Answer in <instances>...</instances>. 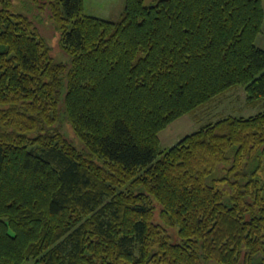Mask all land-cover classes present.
<instances>
[{"label":"trees","instance_id":"trees-1","mask_svg":"<svg viewBox=\"0 0 264 264\" xmlns=\"http://www.w3.org/2000/svg\"><path fill=\"white\" fill-rule=\"evenodd\" d=\"M30 1L71 62L0 0V264H264V110L159 136L238 84L263 100L264 0Z\"/></svg>","mask_w":264,"mask_h":264},{"label":"rangeland","instance_id":"rangeland-1","mask_svg":"<svg viewBox=\"0 0 264 264\" xmlns=\"http://www.w3.org/2000/svg\"><path fill=\"white\" fill-rule=\"evenodd\" d=\"M12 9L30 16L36 23L40 33L49 43L51 54L57 61L71 62L70 54L60 42V32L51 20L48 9L35 7L30 0H12ZM157 0H145L146 4H154ZM126 0H84L86 14L104 19L116 20L125 9ZM256 43L264 48V24L263 30L257 37ZM264 110V98L257 105L250 104L244 85L238 84L230 90L214 98L210 103L203 105L194 112L184 114L164 128L159 136L161 147L167 149L175 145L185 135L197 130L209 120H216L226 115L249 116ZM59 127L67 137L77 146L83 147V142L76 135L70 121L61 113ZM262 167L258 171L264 181V153L260 155ZM23 264H36L35 260L26 261Z\"/></svg>","mask_w":264,"mask_h":264}]
</instances>
